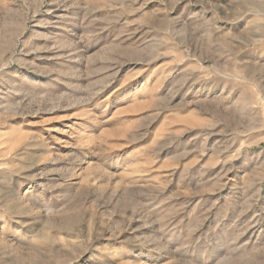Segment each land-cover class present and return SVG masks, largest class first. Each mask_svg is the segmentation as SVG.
<instances>
[{"label":"rangeland","instance_id":"1","mask_svg":"<svg viewBox=\"0 0 264 264\" xmlns=\"http://www.w3.org/2000/svg\"><path fill=\"white\" fill-rule=\"evenodd\" d=\"M0 264H264V0H0Z\"/></svg>","mask_w":264,"mask_h":264}]
</instances>
